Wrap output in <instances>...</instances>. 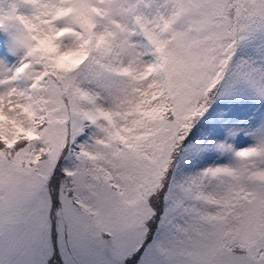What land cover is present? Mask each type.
<instances>
[{
    "label": "snow or ice",
    "instance_id": "6c2138e0",
    "mask_svg": "<svg viewBox=\"0 0 264 264\" xmlns=\"http://www.w3.org/2000/svg\"><path fill=\"white\" fill-rule=\"evenodd\" d=\"M0 264H264V0H0Z\"/></svg>",
    "mask_w": 264,
    "mask_h": 264
}]
</instances>
